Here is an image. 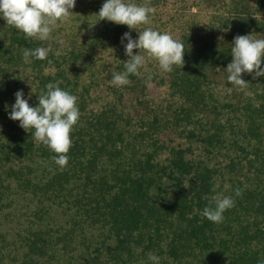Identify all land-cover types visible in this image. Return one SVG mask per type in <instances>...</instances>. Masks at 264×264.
Masks as SVG:
<instances>
[{
	"label": "trees",
	"instance_id": "obj_1",
	"mask_svg": "<svg viewBox=\"0 0 264 264\" xmlns=\"http://www.w3.org/2000/svg\"><path fill=\"white\" fill-rule=\"evenodd\" d=\"M135 2L156 8L147 26L181 41L185 63L164 72L144 53L121 87L110 83L129 59L121 37L138 32L99 20L103 0H76L47 41L0 17V264L264 260V76L243 73L239 87L225 71L234 37L264 38V0ZM49 46L46 59L24 62V49ZM56 81L80 110L62 170L8 116L18 90L36 106ZM236 188L223 222L201 214Z\"/></svg>",
	"mask_w": 264,
	"mask_h": 264
},
{
	"label": "clouds",
	"instance_id": "obj_2",
	"mask_svg": "<svg viewBox=\"0 0 264 264\" xmlns=\"http://www.w3.org/2000/svg\"><path fill=\"white\" fill-rule=\"evenodd\" d=\"M75 3L76 0H0V17L6 20L7 25L14 26L24 33L26 38L47 41L57 22H62L69 16ZM155 13L154 6L140 4L135 0H103L98 11L99 20L107 19L116 24L127 25L129 29L138 32L136 39H133L130 31L121 37L125 55L129 59L124 63L123 72H112L110 83L113 86L129 85L131 83L129 76L139 73L147 63L146 56L157 60L164 72L172 71L173 66L183 67L184 44L168 32L147 26L150 17ZM140 25L146 27L141 30ZM134 49H139V52L134 53ZM50 51V46L24 49L23 60L25 63L31 62L30 57L44 60ZM231 55L233 59L225 69L228 73V83L245 87L243 73L253 74V78L264 76V67L261 66L264 63V38H256L252 34L237 35L232 42ZM148 79L151 80V76ZM60 83L49 82L46 91L38 96L36 106L29 104L31 93L25 98L24 91L18 90L15 93V103L10 105L8 116L19 121L20 127L26 131L33 129L31 132L33 138L56 154L52 159L62 170L69 161L67 154L72 145L71 132L80 118V110L78 97L61 88ZM240 195H242L240 188L234 190V196L216 193L201 214L211 222L221 223L224 219L223 214L235 206L234 197ZM148 260L152 264H160L161 257L149 253ZM258 264H264V260H259Z\"/></svg>",
	"mask_w": 264,
	"mask_h": 264
},
{
	"label": "rangeland",
	"instance_id": "obj_3",
	"mask_svg": "<svg viewBox=\"0 0 264 264\" xmlns=\"http://www.w3.org/2000/svg\"><path fill=\"white\" fill-rule=\"evenodd\" d=\"M162 88H159L157 87L155 84H153L150 89H149V92L151 94V96L155 97V98H158L160 92H162ZM132 102V101H131ZM130 102V103H131Z\"/></svg>",
	"mask_w": 264,
	"mask_h": 264
}]
</instances>
